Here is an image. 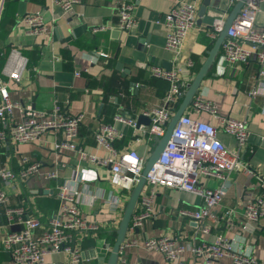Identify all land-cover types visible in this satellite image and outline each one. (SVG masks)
<instances>
[{
    "label": "crops",
    "instance_id": "1",
    "mask_svg": "<svg viewBox=\"0 0 264 264\" xmlns=\"http://www.w3.org/2000/svg\"><path fill=\"white\" fill-rule=\"evenodd\" d=\"M54 1L0 0V68L10 48L18 49L27 59L21 80L8 82L10 99L19 105L13 110L12 120H18L20 109L25 105L45 112L56 105L68 115H82L76 147L85 153L101 158L107 156L106 149L96 146L94 137L100 128L111 126L122 134L121 139L113 143L114 149L119 152L135 150L146 161L154 144L148 143L125 121L128 117L135 120L137 115L160 107L166 85L151 78V69H163L162 63L166 61L171 64V69L178 70L183 81L191 82L212 48V24L218 19L224 22L233 5L228 0L211 1L200 18V24L185 35L179 58L173 64L170 53L163 49L165 28L162 20L168 9L179 0H135V26L126 32L116 28L118 0H80L66 12L55 7ZM259 7L255 25L263 28L264 2ZM36 11L41 15L46 30L33 36L20 19ZM218 56L196 95L214 101L218 115L246 120L249 139L246 150L241 152V159L250 173L236 171L230 174L224 183L225 194L221 203L212 209L215 219L207 222L210 234L206 238L222 235L231 241L234 251L264 264V220L252 223L242 217L245 204L263 194L264 75L260 74V66L254 61L226 67ZM187 61L194 65L187 67ZM117 63L122 64L120 70L116 69ZM90 83H93L92 87ZM251 91H255V95H250ZM192 116L216 125L214 119L206 114ZM217 136L228 149L236 150L231 136L222 132ZM59 138L58 134L49 132L32 144L15 148L4 145V150L0 151V163L16 171L20 157L26 156L40 164V174L54 171L56 180L75 183L79 210L88 220L100 224L97 233L79 242L87 260L84 264H105L128 196L110 183L108 167L84 162L76 152L55 151L53 145ZM56 180L35 176L16 185L15 189L7 187L6 190L11 203H23L45 225L56 207L46 206L43 200L54 199L53 192L59 186ZM200 184L215 189L222 183L211 179L202 180ZM44 190L53 192L47 195L39 193ZM200 206V198L194 194L171 189L156 190L153 217L137 234H127L119 257L128 264H205L187 251L174 262L166 261L159 253L147 251L142 246L144 238L162 235L187 242L193 233L192 225L178 217V213L194 211ZM230 210L232 214L226 215ZM5 233L0 221V241ZM133 239L137 244L132 245ZM8 258L0 247V264H7ZM46 258L49 264H67V256L63 252ZM210 264L232 263L229 257H225Z\"/></svg>",
    "mask_w": 264,
    "mask_h": 264
},
{
    "label": "built area",
    "instance_id": "2",
    "mask_svg": "<svg viewBox=\"0 0 264 264\" xmlns=\"http://www.w3.org/2000/svg\"><path fill=\"white\" fill-rule=\"evenodd\" d=\"M237 1L228 0L230 5ZM200 2L201 0H179L164 14L163 49L170 53L173 64L179 58L185 35L196 26V13ZM261 2L264 0H246L228 30L218 53V58L226 67L246 65L254 61L260 66V74L264 75V27L258 28L255 25ZM79 3L80 0H55L54 6L66 12ZM134 3L135 0L117 2L116 28L121 32L129 31L135 26ZM20 22L30 35L45 33V25L37 11L23 16ZM222 25L221 19L214 21L210 32L212 39H216ZM97 54L106 56L103 53ZM193 65L191 61L186 62L189 68ZM26 68L27 59L18 49L10 48L0 68V151L4 150V145L15 148L32 144L49 132L58 134L60 138L53 145L55 151L64 149L76 152L84 162L108 167L110 183L121 188L128 196L141 175L145 160L135 150L119 152L114 149L113 143L120 140L122 134L113 127H102L95 134L96 146L108 152L106 157L101 158L76 147L82 115H68L56 105L48 112L25 105L20 109L18 120H12L13 110L19 108V105L10 99L8 82L18 83ZM150 76L166 83L160 107L143 113L150 120L148 126L136 129L132 120L125 122L145 137L148 143L155 144V139L163 136L166 124L191 82L183 81L178 70L174 68L166 71L154 67ZM249 94L255 95V91ZM262 109L264 113V103ZM193 114H206L214 119L216 125L198 120ZM220 132L234 139L235 151L228 149L218 139ZM171 136V140L145 176V184L130 218L127 234H137L144 223L153 217L156 190L182 191L198 196L201 201L197 210L178 213V217L188 220L192 225L190 239L183 243L178 237L169 235L146 237L142 241L145 250L157 252L166 261L173 262L187 251L194 259L205 264L225 257H229L232 264H262L249 255L234 251L231 241L222 235L206 238L210 234L207 222L215 219L212 209L221 203L225 194L224 183L230 174L236 171L250 173L241 159V152L246 150L249 139L246 120L220 116L214 101L195 95L189 107L177 120ZM40 169L38 162L30 161L26 156L20 157L16 171L9 165L0 163V221L6 229L0 247L9 257L7 264H49L46 257L60 252L67 256V264H84L87 260L83 257L79 242L97 233L100 224L88 220L79 210L75 183L64 180L61 186L52 191L57 206L45 225L23 203L13 204L9 199L7 187L15 189L16 185L26 183L35 176H40L43 180L57 179L54 171L40 174ZM211 179L221 182V186L214 189L200 184L202 180ZM261 188L263 194L249 200L244 206L242 217L247 222L257 223L264 220V181ZM225 214L229 216L232 211ZM131 243L137 244L135 239ZM118 260V264H128L119 255Z\"/></svg>",
    "mask_w": 264,
    "mask_h": 264
},
{
    "label": "water",
    "instance_id": "3",
    "mask_svg": "<svg viewBox=\"0 0 264 264\" xmlns=\"http://www.w3.org/2000/svg\"><path fill=\"white\" fill-rule=\"evenodd\" d=\"M213 0H202L201 4L197 11V20L196 24H200V18H202L205 14L206 8L209 6L210 2ZM217 0H214V2ZM246 2V0H238L232 7L231 12L225 19L222 25V29L219 32L218 36L212 43V48L207 52L206 58L204 62L201 64L197 72L195 73L193 79L191 80V83L188 84L185 92L182 95L181 101L177 105V108L172 115L171 119L168 121L165 127V131L162 137L155 139L154 147L148 157V159L144 163L143 170L141 172L140 177L138 178L137 183L132 188L133 190L130 191L126 203L123 208V212L121 214L119 225H117V228L115 230V238L111 247V250L108 254V257L105 261V264H118V255L121 247L124 244V241L127 236V230H128V224L130 221V218L134 212V209L136 208L137 200L140 196V193L144 187L145 184V176L147 172L151 169L153 164L156 162L158 155L165 149L167 143L171 140V132L174 128L177 120L180 118L182 113L185 111V109L189 106V104L193 101L194 96L197 94L201 83L203 79L206 77L208 71L212 66H214L215 59L219 53L220 46L224 40V38L227 35L228 30H230V27L237 19V16L240 12V9L242 5ZM114 35H116V32H114ZM163 69L166 71L171 70V64L164 61L162 63ZM122 68L121 63L116 64V69L120 70ZM130 86H134V83H130ZM124 119L125 118V115ZM127 120H132L134 122L135 128H139L140 126H148L150 123V120L147 116L143 114L137 115L135 120L133 118L128 117ZM58 185L61 186L63 184V179L56 180ZM38 192V191H37ZM40 194L47 195L51 194L52 191H40Z\"/></svg>",
    "mask_w": 264,
    "mask_h": 264
},
{
    "label": "trees",
    "instance_id": "4",
    "mask_svg": "<svg viewBox=\"0 0 264 264\" xmlns=\"http://www.w3.org/2000/svg\"><path fill=\"white\" fill-rule=\"evenodd\" d=\"M158 81H160V80H158ZM163 83H165V82H163ZM89 85H90V87H92L93 83H90ZM165 85H166V83H165ZM165 90H166V87H165ZM165 90H164V92H165ZM43 203L46 204V206L49 205V207H53V208H55L57 206L56 199L55 200L54 199L51 200L49 198H44ZM113 241H114V239H113Z\"/></svg>",
    "mask_w": 264,
    "mask_h": 264
}]
</instances>
